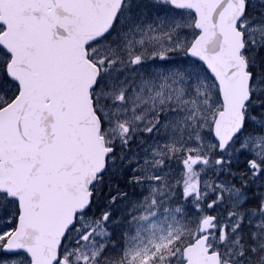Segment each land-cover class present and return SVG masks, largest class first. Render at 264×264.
Segmentation results:
<instances>
[{"label": "snow or ice", "instance_id": "obj_1", "mask_svg": "<svg viewBox=\"0 0 264 264\" xmlns=\"http://www.w3.org/2000/svg\"><path fill=\"white\" fill-rule=\"evenodd\" d=\"M0 264H264V0H0Z\"/></svg>", "mask_w": 264, "mask_h": 264}]
</instances>
